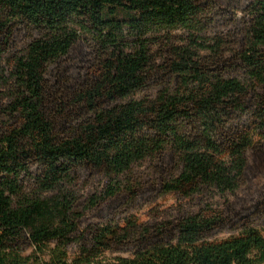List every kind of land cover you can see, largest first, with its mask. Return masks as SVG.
<instances>
[{
	"label": "trees",
	"instance_id": "trees-1",
	"mask_svg": "<svg viewBox=\"0 0 264 264\" xmlns=\"http://www.w3.org/2000/svg\"><path fill=\"white\" fill-rule=\"evenodd\" d=\"M0 61V264H264V0H0Z\"/></svg>",
	"mask_w": 264,
	"mask_h": 264
},
{
	"label": "rangeland",
	"instance_id": "rangeland-1",
	"mask_svg": "<svg viewBox=\"0 0 264 264\" xmlns=\"http://www.w3.org/2000/svg\"><path fill=\"white\" fill-rule=\"evenodd\" d=\"M4 61H0V63H3ZM151 94L154 95L155 91L151 90L140 92L136 94L135 98H142ZM106 182L107 179L103 177H97L93 179L92 182L84 186L83 192L86 196H88L97 189H101ZM251 187L254 189L264 188V175L260 176L253 183H251ZM245 193L246 189L242 190L240 195H245ZM206 204L213 205L214 207H222L225 203L224 199L218 194L216 190L210 193L184 198L175 194H169L162 197H156L152 200L142 201L130 214L136 216L143 222L154 223L155 221H163L173 215H176L180 207H185L187 210L192 212H198L200 211L201 207ZM227 235V233H222L220 236L225 237ZM115 255L129 256L131 253H117L113 254L112 256Z\"/></svg>",
	"mask_w": 264,
	"mask_h": 264
}]
</instances>
